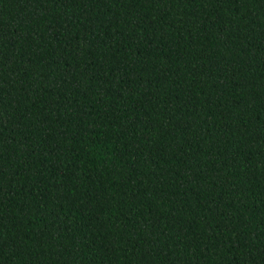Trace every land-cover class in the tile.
<instances>
[{
	"label": "trees",
	"instance_id": "16d2710c",
	"mask_svg": "<svg viewBox=\"0 0 264 264\" xmlns=\"http://www.w3.org/2000/svg\"><path fill=\"white\" fill-rule=\"evenodd\" d=\"M0 264H264V0H0Z\"/></svg>",
	"mask_w": 264,
	"mask_h": 264
}]
</instances>
